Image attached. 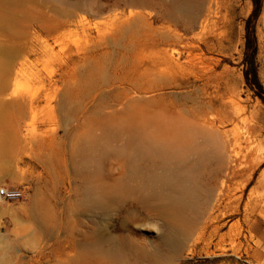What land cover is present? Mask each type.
Instances as JSON below:
<instances>
[{
  "label": "rangeland",
  "instance_id": "1",
  "mask_svg": "<svg viewBox=\"0 0 264 264\" xmlns=\"http://www.w3.org/2000/svg\"><path fill=\"white\" fill-rule=\"evenodd\" d=\"M182 1L50 0L52 51L46 57L41 41L29 53V30L12 44L0 29V188L20 194L0 202V264H264V240L253 231L264 220V187L251 197L264 159L251 178L245 172L253 165L248 146L264 151V104L244 77L253 3L224 0L218 22L194 42L200 66L177 73L181 89L150 92L146 69L166 48L158 29L175 30L184 44L197 35L173 15ZM191 1L197 16L203 0ZM15 2L44 0H0L3 6ZM7 6L0 12L6 14ZM263 17L264 0L255 24L264 90ZM222 100L230 111L232 100L240 108L237 129L228 124L220 130L231 140L239 137L243 162L213 211L207 192L226 160L223 145L202 176L205 190L193 210L158 199L153 188L140 190L141 181L130 183L132 166L167 174L158 157H131L135 130L161 142L169 120L214 117ZM83 163H91L85 173Z\"/></svg>",
  "mask_w": 264,
  "mask_h": 264
},
{
  "label": "bare ground",
  "instance_id": "2",
  "mask_svg": "<svg viewBox=\"0 0 264 264\" xmlns=\"http://www.w3.org/2000/svg\"><path fill=\"white\" fill-rule=\"evenodd\" d=\"M223 1L224 0H203V11L200 12L199 15L197 13V16H195L194 13L195 9L198 8V5L195 8V3L191 0H183L173 10V15L178 19L190 23L192 26L191 32L197 33V35L189 40L188 43L184 44L183 37L175 30H171L170 28L158 29L156 37L160 45H165L166 48L160 50L157 54V62H151L152 64L148 65L146 69L145 76L148 78L150 92H162L166 88L170 89L175 87L181 89L182 84H180L176 78L178 76L177 73H179V71H184L191 66H196L198 64L197 62L200 61H197L198 58L194 55V42L196 41V37L202 35V33L206 32L216 23L218 16L223 9ZM37 5L39 6L38 8ZM5 6L0 4V8L2 7V9H4ZM7 7H11V12L10 10H6V14L1 13L2 11L0 9V29L6 33L4 38L7 39L8 42L14 44L22 29L25 31L29 30L28 34L31 40L34 41L31 44L29 53L35 54L37 50L34 43L41 41L42 56H48L52 51L50 43V0H44L42 4L36 3L34 6L29 3L20 5L19 2H15ZM8 12L10 13L7 15ZM130 16L134 20H137L140 17H136L133 14ZM262 21H264V17ZM8 25L12 26L14 32L8 27ZM40 31L44 35V38L40 35ZM15 58L18 59L21 57L16 55ZM22 59L25 60V62L20 64L21 70L27 66L28 58L23 57ZM198 66L200 65L198 64ZM206 74L209 76V73ZM15 75L17 74L15 73ZM1 84L2 87L7 89V78H3ZM143 92L146 93L147 90ZM28 102L32 107L34 100L31 99ZM231 103L234 105L233 111H230V105L222 100L220 111H218L214 117H211L210 114L207 113L198 118L194 123L179 117L172 118L168 121L169 123L165 124L163 127L167 132L165 133V138L161 140V142L145 135L142 132L144 129L135 130L136 132L133 140L137 145L134 143L135 145L132 146L131 157L135 159L146 156L158 157L162 165L165 167L167 174L168 172L169 174L158 173V175H150L141 171V168L138 169L137 167L139 165L137 167L132 166V172L128 177L130 183L137 182V180L141 181L140 190L147 191L153 188L156 192L154 193V196L158 199L165 198L171 202V204L177 205L182 209L185 208L186 211L192 208L195 209L199 206L200 196L205 190L201 181L202 176L206 173L212 162L218 161V152L223 146H225L228 149L226 160L220 166L215 184L212 187L209 184L210 188H208L207 192L209 207L210 210L213 211L216 196L220 198L224 196L225 191L228 188L230 177L236 175L237 169L241 166V161L243 159V157L241 158V152L238 151L240 146L239 137L235 136L231 140V135L228 131L220 130L228 124L234 125L235 129L238 127L240 121V108L233 100L230 104ZM133 104H135V102H131L130 105ZM139 142L141 145H139ZM248 150L251 161L250 164H253L250 166L248 172L245 171L249 179L251 178V175L248 173H250L262 159H264V151L260 145H253V143L248 146ZM82 165L84 169L81 168L84 170V173L87 170L89 171L90 168L88 167L91 163H83ZM226 170H229V173L226 175V179L222 180L221 177L224 176ZM219 180L220 189H218L217 185V181ZM263 187L264 171L258 179V185L252 189L251 197ZM177 189H179V192H177ZM173 190H175V192ZM0 202L4 203L3 201ZM182 221L184 226H182L181 231L184 232L187 229V226L185 225L187 221Z\"/></svg>",
  "mask_w": 264,
  "mask_h": 264
},
{
  "label": "trees",
  "instance_id": "3",
  "mask_svg": "<svg viewBox=\"0 0 264 264\" xmlns=\"http://www.w3.org/2000/svg\"><path fill=\"white\" fill-rule=\"evenodd\" d=\"M253 12L246 21L244 71L245 81L255 96L264 104V90L260 84L257 71L258 46L255 34V24L261 14L263 0H252Z\"/></svg>",
  "mask_w": 264,
  "mask_h": 264
},
{
  "label": "built area",
  "instance_id": "4",
  "mask_svg": "<svg viewBox=\"0 0 264 264\" xmlns=\"http://www.w3.org/2000/svg\"><path fill=\"white\" fill-rule=\"evenodd\" d=\"M19 193H11L6 187L0 188V201L7 202L12 199L19 198Z\"/></svg>",
  "mask_w": 264,
  "mask_h": 264
},
{
  "label": "crops",
  "instance_id": "5",
  "mask_svg": "<svg viewBox=\"0 0 264 264\" xmlns=\"http://www.w3.org/2000/svg\"><path fill=\"white\" fill-rule=\"evenodd\" d=\"M253 231L259 240H264V220L255 222Z\"/></svg>",
  "mask_w": 264,
  "mask_h": 264
}]
</instances>
